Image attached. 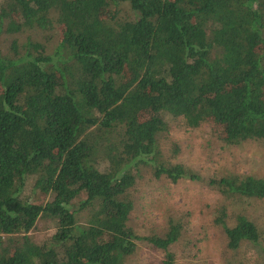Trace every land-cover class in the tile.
I'll return each instance as SVG.
<instances>
[{
  "label": "trees",
  "instance_id": "obj_1",
  "mask_svg": "<svg viewBox=\"0 0 264 264\" xmlns=\"http://www.w3.org/2000/svg\"><path fill=\"white\" fill-rule=\"evenodd\" d=\"M1 31L29 35L0 51V264H123L141 242L172 264L178 225L162 237L127 225L136 167L184 178L155 161L166 116L208 124L225 145L264 143V0H0ZM54 33L47 52L35 35ZM28 179L41 199L21 197ZM215 183L264 200V179ZM224 218L229 250L258 243L250 220ZM38 219L53 227L40 243Z\"/></svg>",
  "mask_w": 264,
  "mask_h": 264
},
{
  "label": "rangeland",
  "instance_id": "obj_2",
  "mask_svg": "<svg viewBox=\"0 0 264 264\" xmlns=\"http://www.w3.org/2000/svg\"><path fill=\"white\" fill-rule=\"evenodd\" d=\"M119 7V17H127V5ZM28 35V32L7 35L1 31L0 51L7 54L12 42L21 45ZM35 37L47 52L56 42L55 33L48 43L39 35ZM164 121L167 129L156 138L155 161L180 165L185 176L172 183L164 175L155 177L152 163L137 166L135 184L129 190L132 209L128 227L137 236L162 237L171 224L178 225L179 236L168 248L172 264H264V200L223 195L218 183L211 184L228 176L264 179V143L248 139L239 145H225L208 124L190 129L180 118L166 116ZM37 196L40 198L32 191V181L28 179L21 197L35 200ZM81 200L82 196L75 199L72 207L76 208ZM222 210L228 227L234 225L236 216L254 223L260 232L258 243L242 242L236 250H229L222 230L215 223ZM86 214V211L79 214V223H85ZM52 232L49 222L38 219L28 235L40 243ZM163 261L162 251L141 242L123 264H163Z\"/></svg>",
  "mask_w": 264,
  "mask_h": 264
}]
</instances>
